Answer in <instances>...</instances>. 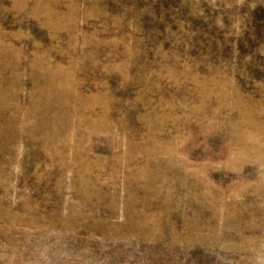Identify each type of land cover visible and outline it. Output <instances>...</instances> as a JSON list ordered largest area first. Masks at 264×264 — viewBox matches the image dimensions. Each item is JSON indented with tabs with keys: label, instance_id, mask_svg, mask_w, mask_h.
<instances>
[{
	"label": "rangeland",
	"instance_id": "1",
	"mask_svg": "<svg viewBox=\"0 0 264 264\" xmlns=\"http://www.w3.org/2000/svg\"><path fill=\"white\" fill-rule=\"evenodd\" d=\"M0 264H264V0H0Z\"/></svg>",
	"mask_w": 264,
	"mask_h": 264
}]
</instances>
